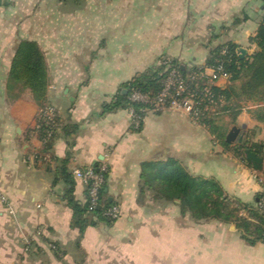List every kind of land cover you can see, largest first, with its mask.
Wrapping results in <instances>:
<instances>
[{
    "label": "crops",
    "instance_id": "1",
    "mask_svg": "<svg viewBox=\"0 0 264 264\" xmlns=\"http://www.w3.org/2000/svg\"><path fill=\"white\" fill-rule=\"evenodd\" d=\"M263 19L264 0H1L0 264H264V244L245 239L238 223L197 221L179 200H145L142 193L146 165L175 161L190 176L217 183L250 221L245 207L256 209L264 173L236 149L264 151V102L241 101L234 124L230 117L219 122L226 138L234 127L244 138L242 145L225 139L228 146L181 111H149L140 130L127 108L103 113L161 59L204 67L225 44L251 57ZM23 41L42 52L44 105L59 113L49 147L37 132L41 106L32 92L12 93L8 84ZM37 154L44 159L34 160ZM103 163L106 199L121 216L112 224L91 217L96 223L81 236L67 194L73 189L85 205L87 191L72 172Z\"/></svg>",
    "mask_w": 264,
    "mask_h": 264
},
{
    "label": "trees",
    "instance_id": "2",
    "mask_svg": "<svg viewBox=\"0 0 264 264\" xmlns=\"http://www.w3.org/2000/svg\"><path fill=\"white\" fill-rule=\"evenodd\" d=\"M255 42L259 50L251 57L241 59L235 45L225 44L212 51L209 61L204 66L217 67L222 63L225 71L231 75V85L227 89L223 90L216 86L211 87V92L216 97L225 99V105L218 108L216 113L206 119L204 123L215 139L224 146H228L225 141L226 130L219 122L225 117H230L231 123L234 124L242 111L241 101L264 102V19ZM225 46L228 47L229 53L221 57V50ZM161 61L163 59L159 61L156 67L138 75L133 81L127 83L115 102L104 107L103 113L122 107L129 110L133 109L141 115L140 111L147 109L148 106L131 101L133 93L138 92L151 96L159 94L169 72L174 68L184 77L202 71V67L196 65L186 67L172 60V67H168L161 64ZM19 83L22 84L23 89H29L32 92L35 101L43 108L48 89L47 68L43 54L34 42L23 41L16 50L8 84L11 88L12 84ZM203 88V83L200 82L199 86H192V90L200 92ZM124 91H126V94L123 93ZM40 138H42V134H40ZM49 146L50 143L46 145V147ZM248 149L264 158L263 147L260 145L249 146L245 144L236 150L240 157L244 159L245 151ZM105 178L108 179V174L105 175ZM66 179L69 180L70 176L67 175ZM143 180L149 188L153 186L152 183L155 184L158 198L167 201L179 200L183 214L190 213L197 221L212 219L226 223H238L239 228L244 232L245 239L252 244L256 242L264 244V213L259 208L264 193L257 197L256 209L245 207V209L250 210L251 220L249 221L239 217V208L225 196L217 183L190 176L175 161L146 165ZM101 195L103 207L90 211L88 194L85 205H80L75 201L73 189L67 194L68 204L74 213L73 226L79 230L81 236L87 227L96 223L90 219L91 217H95L97 222L112 224L104 216V211L115 205L106 199V185Z\"/></svg>",
    "mask_w": 264,
    "mask_h": 264
},
{
    "label": "built area",
    "instance_id": "3",
    "mask_svg": "<svg viewBox=\"0 0 264 264\" xmlns=\"http://www.w3.org/2000/svg\"><path fill=\"white\" fill-rule=\"evenodd\" d=\"M228 53L229 49L225 46L222 48L220 56H226ZM171 62V59L166 58L161 61V64L172 67ZM201 69L200 73H194L187 77H184L177 69H171L164 81L162 91L155 96L133 93L131 101L143 103L148 108L142 109L141 115L133 109L130 110L132 127L135 130H140L143 126V114L149 111L163 113L170 110L181 111L189 117L192 123L206 126L205 120L215 114L218 108L225 105V99L216 97L211 92V87L216 86L221 80L231 81V75L225 71L222 63L217 67H202ZM199 82L204 86L202 92L192 90V86H199ZM58 128L59 113L53 105L46 103L39 111L37 126V132L42 134L40 140L44 147L53 141ZM44 157L42 154H37L33 159L38 161L43 160ZM107 174H109V167L105 163L98 168H77L72 172L74 179L86 187L90 211L103 207L101 192L107 183L105 178ZM259 208L264 213V197ZM104 216L112 223L116 222L121 216L119 207L113 205L106 209Z\"/></svg>",
    "mask_w": 264,
    "mask_h": 264
},
{
    "label": "water",
    "instance_id": "4",
    "mask_svg": "<svg viewBox=\"0 0 264 264\" xmlns=\"http://www.w3.org/2000/svg\"><path fill=\"white\" fill-rule=\"evenodd\" d=\"M1 4V0H0ZM239 55L241 59H244L247 56V51L244 49L239 50ZM240 129L237 127H234L230 133L227 135L226 141L229 144L238 143L239 145L243 144V136L238 139ZM244 159L247 163H249L253 170H255L257 173L263 174L264 173V158L259 157L256 153L251 151L250 149L245 151Z\"/></svg>",
    "mask_w": 264,
    "mask_h": 264
},
{
    "label": "rangeland",
    "instance_id": "5",
    "mask_svg": "<svg viewBox=\"0 0 264 264\" xmlns=\"http://www.w3.org/2000/svg\"><path fill=\"white\" fill-rule=\"evenodd\" d=\"M11 88L13 89V92L12 93H14L16 91L18 92V91L25 90V89H23V86L20 83L19 84H12ZM9 98H15V97L14 96H11ZM152 185L153 186L150 187V188H149L148 185L147 186L146 185L143 186V191H144V194H145L144 197H143V199L146 200L147 197H152L153 195H154V197L155 196L157 197V195H158V193H157V187L155 186L154 183H152ZM187 214H190V213H187Z\"/></svg>",
    "mask_w": 264,
    "mask_h": 264
}]
</instances>
